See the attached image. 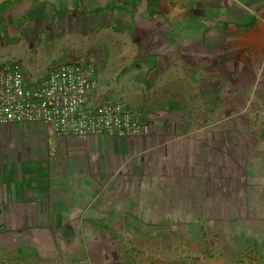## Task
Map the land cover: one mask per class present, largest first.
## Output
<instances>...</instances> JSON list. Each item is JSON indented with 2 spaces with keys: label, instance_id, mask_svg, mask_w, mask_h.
<instances>
[{
  "label": "crops",
  "instance_id": "obj_1",
  "mask_svg": "<svg viewBox=\"0 0 264 264\" xmlns=\"http://www.w3.org/2000/svg\"><path fill=\"white\" fill-rule=\"evenodd\" d=\"M99 54L150 133L0 126V264H264V0H0L31 84Z\"/></svg>",
  "mask_w": 264,
  "mask_h": 264
},
{
  "label": "built area",
  "instance_id": "obj_2",
  "mask_svg": "<svg viewBox=\"0 0 264 264\" xmlns=\"http://www.w3.org/2000/svg\"><path fill=\"white\" fill-rule=\"evenodd\" d=\"M101 57L56 60L37 84L20 62L0 63V126L43 123L59 138L78 140L148 135L150 122L132 107L116 101L92 105Z\"/></svg>",
  "mask_w": 264,
  "mask_h": 264
},
{
  "label": "rangeland",
  "instance_id": "obj_3",
  "mask_svg": "<svg viewBox=\"0 0 264 264\" xmlns=\"http://www.w3.org/2000/svg\"><path fill=\"white\" fill-rule=\"evenodd\" d=\"M122 11H123V10H122ZM105 56H106V54H105ZM101 231H103V232H106V230H105V229H100V232H101Z\"/></svg>",
  "mask_w": 264,
  "mask_h": 264
}]
</instances>
